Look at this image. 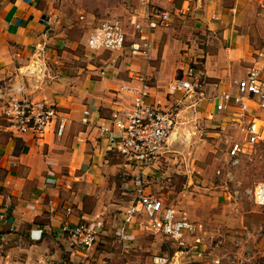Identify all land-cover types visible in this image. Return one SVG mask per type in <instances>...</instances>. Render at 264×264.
I'll return each mask as SVG.
<instances>
[{"label":"crops","instance_id":"1","mask_svg":"<svg viewBox=\"0 0 264 264\" xmlns=\"http://www.w3.org/2000/svg\"><path fill=\"white\" fill-rule=\"evenodd\" d=\"M2 1L0 264L106 263L102 258L97 260V255H115L113 252L102 246L88 251L78 249L61 232L66 221L73 225L85 219L118 218L116 181H123L120 176L126 165L100 138L99 126L113 110L132 104L130 89L138 85L136 75L147 74L151 78L150 101L170 107L173 104L167 97H160L162 84L169 82L164 87L168 94L170 83L191 67L195 57L202 59L214 94L229 89L233 80L245 75L254 64L263 65V56L254 58L256 50L250 37L244 36L234 22L244 15L242 7L248 0H234L235 8L225 6L226 0H150L172 13L168 27L157 28L148 36L151 60L132 54L127 44L121 51L90 52L97 58L110 53L112 58L77 72L60 71L54 63L46 62L60 60L51 58L59 50L52 46H75V42L63 39V32H51L55 19L64 15L59 7L47 5L46 0ZM142 1L99 4L98 14H118L114 18L128 23L140 10ZM187 3L194 6L193 11L179 13ZM89 16L97 18L94 14ZM202 34L206 37L204 47ZM28 67L32 69L27 72ZM174 97L172 94L170 99ZM12 98L46 102L59 109L66 118L64 134H56L55 124L41 137L13 133L2 118ZM186 101L176 100L177 104ZM211 107L214 113L212 102ZM86 111L90 112L88 123L83 122ZM48 179L54 182L49 183ZM259 257L264 264V255Z\"/></svg>","mask_w":264,"mask_h":264},{"label":"built area","instance_id":"2","mask_svg":"<svg viewBox=\"0 0 264 264\" xmlns=\"http://www.w3.org/2000/svg\"><path fill=\"white\" fill-rule=\"evenodd\" d=\"M140 10L135 11L128 23L118 18L102 22L89 33L86 41L88 50L94 53L115 52L129 44L132 54H140L151 60L148 36L157 28L168 27L172 13L157 7L150 0H143ZM187 11V7L179 9V13ZM129 23L132 26L130 31ZM134 78L138 85L130 89L132 104L113 110L108 120L98 128L100 138L106 140L110 151L121 157L126 168L133 169L130 176L135 198L124 211V225L119 227L118 235L131 240L128 231L141 227L148 233L159 235L165 244L173 242L179 247L175 251L168 249L166 253L155 255L151 264H254L255 250L264 241L263 225L254 232L243 227V232L234 237L231 252L208 261L210 255H206L207 248L199 235L203 225L164 203L147 187V172H151L163 154L168 152L179 113L175 112L174 106H161L150 101L152 80L147 74ZM202 86L197 70L189 67L170 83L168 94L204 97L200 90ZM210 98L214 104V114L223 117L221 122L225 119L235 122L242 131V137L229 146L226 166L223 165L224 168L219 169L217 175L223 178V185L230 192L232 202L239 203L246 198L256 207L264 208V180L243 188L236 176L243 162L264 160V64H254L245 75L235 78L229 89L216 92ZM89 114V111L85 112L84 123H88ZM3 116L11 131L18 134L31 133L41 137L55 124L56 134L62 136L66 128V118L60 110L41 101L12 98L5 106ZM47 181L54 182L52 179ZM141 218L145 220L144 223L140 222ZM61 232L73 246L88 251L97 247L100 237L106 233L105 220L85 219L73 225L66 221L62 224ZM254 234L257 247L253 246L251 240ZM190 239L194 241L189 242Z\"/></svg>","mask_w":264,"mask_h":264},{"label":"rangeland","instance_id":"3","mask_svg":"<svg viewBox=\"0 0 264 264\" xmlns=\"http://www.w3.org/2000/svg\"><path fill=\"white\" fill-rule=\"evenodd\" d=\"M2 3L0 0V7ZM46 4L53 8L59 7L64 12L60 20L56 18L50 26L51 32H63L64 40L75 42L73 48L72 44L52 46L55 51L57 50L55 48L59 50L51 58L60 60L48 59L46 61L48 64L54 63L53 65L60 71L77 72L89 70L90 64L100 65L102 61L112 58L110 53H105L101 58L94 57L86 47V41L89 33L102 22L118 17V14L99 15L98 5L113 6L118 4L117 0H46ZM225 6L235 8L234 0H226ZM185 7L189 13L193 11L191 7L194 6L187 3ZM242 9L244 15L234 22L244 36L250 37V42L256 50L254 58L263 56L261 61H264V0H248ZM90 14L97 18L92 19ZM131 29L129 23L128 30ZM202 35L201 46L204 47L206 37ZM188 45L185 48H190ZM195 59L190 62V66L197 70L203 85L200 90L205 96L196 95L188 98L186 95L175 93L173 100L170 99L171 94H167L165 90L169 82L162 84L163 93L160 97L161 99L167 97L173 104L175 112L179 113V118L168 152L163 154L151 172H147L149 176L145 183L164 203L174 206L191 220L203 225L202 233L199 235L207 248L206 255H210L208 261H211L216 256L226 255L232 251L234 237L243 232V227H248L254 232L258 226H264V208L256 207L246 198L239 203L232 202L230 192L223 185V178L217 175V171L226 166L229 146L242 137V131L237 123L227 119L221 122L222 115L212 113L210 97L213 96L214 90H211V81L205 74L202 59L196 57ZM31 69L32 67H28L27 72ZM181 72L182 70L179 71ZM176 100L187 101L185 104H177ZM196 102H198L196 106L189 107ZM119 161L125 164L121 159ZM126 167L122 169L124 176H120L123 181L120 182L118 179L116 181L118 218L110 219L109 216L102 218L108 227L109 236L98 245L115 255H97V260L102 258L106 263L101 261L91 264H151L155 255L166 253L168 249L175 251L179 248L173 242L165 244L159 235L148 233L141 227L136 229L140 232L136 235L128 233L134 235V240L130 242L118 235L119 227L124 225L123 212L135 198L132 180L126 178L132 174L133 169ZM236 176L243 188L264 180V160L243 162L237 169ZM140 222L144 223L145 220L141 218ZM255 236L256 234L251 240L253 246L257 247ZM193 241L194 239H190L189 242ZM263 248L264 242L255 250L254 264H263L259 257L264 255Z\"/></svg>","mask_w":264,"mask_h":264},{"label":"trees","instance_id":"4","mask_svg":"<svg viewBox=\"0 0 264 264\" xmlns=\"http://www.w3.org/2000/svg\"><path fill=\"white\" fill-rule=\"evenodd\" d=\"M111 152L114 153L113 151H111ZM114 154H115V153H114ZM115 155H116V154H115ZM116 156H117L119 159H121V157H120L119 155H116ZM121 161H123V160L121 159ZM121 176H124V174L122 173ZM127 176H128V177H126V178H128V180H130V179H131L130 175H127ZM108 236H109V234H108V227H107V225H106V233L100 237V240H99L97 246L100 244L101 240L103 241V240L106 239Z\"/></svg>","mask_w":264,"mask_h":264}]
</instances>
